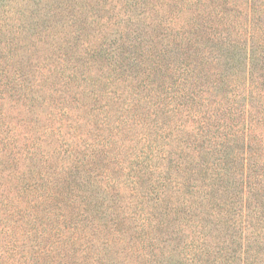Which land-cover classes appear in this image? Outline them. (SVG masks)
<instances>
[{"label": "trees", "instance_id": "trees-1", "mask_svg": "<svg viewBox=\"0 0 264 264\" xmlns=\"http://www.w3.org/2000/svg\"><path fill=\"white\" fill-rule=\"evenodd\" d=\"M38 1V23L32 20L30 28L38 24L41 41L53 36L58 68L29 85L22 67L12 76L7 69L0 108L4 84L7 93H17L9 108L18 113L48 94L57 103L51 116L62 144L42 156L48 162L39 179L26 184L27 171L16 168L35 159L34 139L24 136L31 144L19 146L13 129L1 139L0 172L7 163L15 189L7 196L6 263L43 260L36 236L40 225L51 223L45 200L54 199L53 188L63 198L59 187L71 182L78 163L75 138L66 131L75 120L77 127L92 125L96 142L80 145L91 150L89 157L97 149L116 159L110 146L116 154L122 148L108 139L123 143L125 129L138 131L141 147L125 185L132 202L142 196V207L150 209L141 207L127 221L130 237L125 231L108 238L101 224L88 233L66 230L57 220L51 264H71L75 254L84 256L78 264H264V0ZM104 12L110 13L105 21ZM24 36L20 30L7 34V58L18 55ZM25 188L36 192L37 211L23 207L25 193L18 189ZM25 219L34 238L23 244V254L19 240L10 238Z\"/></svg>", "mask_w": 264, "mask_h": 264}, {"label": "rangeland", "instance_id": "rangeland-1", "mask_svg": "<svg viewBox=\"0 0 264 264\" xmlns=\"http://www.w3.org/2000/svg\"><path fill=\"white\" fill-rule=\"evenodd\" d=\"M39 9L40 4L38 0H0V82L6 85L7 69H9L12 76L13 69L22 67L23 72L26 73L24 81L29 85L41 80L43 73H46L48 68L50 70L54 67L58 68L59 59H57V53L54 52L55 48L51 44V38L53 36L46 37L41 41L39 40L40 30H38V24L30 28L32 20L38 23V14L36 13L39 12ZM23 10L27 11L26 16L22 14ZM102 13L103 11L100 15ZM109 14L108 12H104V21L109 18ZM10 28L13 30H10ZM14 30L23 31L25 36L21 38L23 40L22 42L16 44L18 55L14 56V58H7V34L14 33ZM49 31L52 32V30ZM68 72L66 70L65 74ZM55 75L57 74L55 73ZM10 78L13 79L12 77H8V80H11ZM5 84L3 87V95L6 96V99L0 108V115L4 118V121L0 120V147L3 145L1 139L3 141L7 140V129L17 131L20 136L19 146L31 144L30 139L24 140L25 137L34 139L32 146H34L37 153L35 159H30V162L25 164L26 166L20 163L16 168L18 171H27L24 176L25 183L31 184L34 182V178L36 180L39 179V172L43 168H41V164L45 166L48 162L42 156H46L53 150L58 149L60 144H62L61 138L55 135L58 131L55 127L59 126V124L51 116V112L54 111V106L57 103L55 100L49 98L47 94L42 99L39 98V100H36L33 106L34 108L30 109V111H26L28 107L26 106L25 110L18 113L14 108H9L10 103L14 104V101L17 99V93H7ZM12 95L15 97L10 98ZM74 97L75 95L72 94L69 99L71 100ZM7 99H9V102H7ZM8 111H11L9 112L10 117H7ZM77 126L75 120H70V127L66 130L75 138L74 142L76 147L74 146V148L78 160V163H74L73 174L70 175L71 182L69 184L61 183V187L59 188L63 190L61 191L63 198L59 197L58 193H56L59 191L53 188L51 192L53 193L54 199L50 203L45 200L47 207L43 210V213H48L47 217L51 218V223L48 226L40 225L38 228L39 235L36 236L38 243L37 255L40 253V256L43 257V260L40 259L39 264H44L43 261L51 264L53 259L56 258V252H52L51 250L58 246L57 238L53 235V231L55 230L54 225H56L57 220H60L59 222L66 226V230H68L69 226H76L77 228H81L78 231L88 233L91 227L90 225L101 224L103 233L107 234L108 238L118 232L125 233V231L126 237H130L131 226L128 225L127 221L141 210L143 203L146 201L144 197L139 196L134 198L132 202L129 198L131 197V193L125 185V172L128 166H130V160L135 155L133 152H138L141 147V144L137 142L138 131L129 133L125 129L123 136L120 137L123 143L117 140L116 137L113 140L108 139L109 143L112 141L113 146H121L122 151H119L120 154H116L117 150H114L110 146V152H112L110 155H116V159H113L111 156L107 159L97 149L96 151H92L93 156H87L91 150L84 151L80 145H82V140L85 141L86 139L96 142L94 132L89 131L92 125L86 126L85 128ZM61 130L64 133L65 130ZM78 138L81 139L76 142ZM114 140L117 141V145L113 143ZM131 152L132 154L130 155ZM5 161L7 162V158ZM53 162L54 158L50 164ZM4 168L5 170L0 172V254L1 260L4 259V264H7V227L10 228L11 226L7 225L10 222L7 220V196L13 194L11 191L15 189L13 187V181L7 180V163ZM106 172H110V178H107ZM108 180L112 182L110 186L106 185ZM18 190L25 193L23 207L27 209L32 208L37 211L35 207L33 208V202L36 200V192L34 190H26V188L25 190ZM39 192L38 190L37 193ZM40 201L38 199L37 202ZM142 209H150V206L146 208L142 207ZM162 209L165 211L168 210V208ZM259 212H264V206H259ZM16 225L18 227L13 228L12 231L15 235L10 240L18 239L20 251L24 254L25 248H22L23 244L34 238V236L29 237L27 233L31 225L26 219ZM103 226L106 227L104 228ZM137 232H134L131 237H136ZM58 234L61 235V233ZM42 249L45 251V254ZM120 257L116 256L114 261H118ZM68 259L69 263L78 264L84 260V256L75 254L71 255L70 258L68 257ZM138 260H141V258L139 257Z\"/></svg>", "mask_w": 264, "mask_h": 264}]
</instances>
